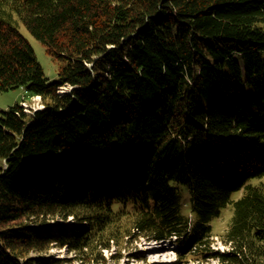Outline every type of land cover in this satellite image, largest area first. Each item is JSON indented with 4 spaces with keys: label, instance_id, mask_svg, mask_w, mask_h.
<instances>
[{
    "label": "trees",
    "instance_id": "1",
    "mask_svg": "<svg viewBox=\"0 0 264 264\" xmlns=\"http://www.w3.org/2000/svg\"><path fill=\"white\" fill-rule=\"evenodd\" d=\"M17 87L44 107L0 111V264H107L143 234L181 241L167 264H264V0H0V91Z\"/></svg>",
    "mask_w": 264,
    "mask_h": 264
},
{
    "label": "rangeland",
    "instance_id": "2",
    "mask_svg": "<svg viewBox=\"0 0 264 264\" xmlns=\"http://www.w3.org/2000/svg\"><path fill=\"white\" fill-rule=\"evenodd\" d=\"M13 24L20 29L32 44L37 58L44 68L46 76L50 80L57 79L60 67L59 60L47 53L45 46L30 33L21 20L17 18L16 21H13ZM65 89L68 88L64 87V90ZM234 96L238 95L234 94ZM22 101L28 111L44 107L41 97L30 96V93L22 87H17L8 91H0V111ZM242 102L244 101L242 100ZM5 163V160L0 158V170L2 167H5ZM241 194L242 192L235 193L234 197L238 198ZM232 215L233 206L230 204L224 208L220 217L212 221L213 236L210 238L212 240L210 244L212 251L216 249L220 251L228 249V244L224 242L223 237L231 222ZM71 223V218L67 221L57 218L50 221V227L54 233H57L60 227L68 229ZM180 242L181 241L176 239V236L158 240L149 238L145 234L138 235V237L131 235L126 236L125 241L121 244H115L112 240L110 247L106 248L104 251L108 258L107 264H167L176 261L179 253L183 251ZM70 251L68 247L53 245L47 254L60 257H71L73 256V252ZM184 262V264H216L217 260H200L198 259V254L189 253L184 258Z\"/></svg>",
    "mask_w": 264,
    "mask_h": 264
}]
</instances>
